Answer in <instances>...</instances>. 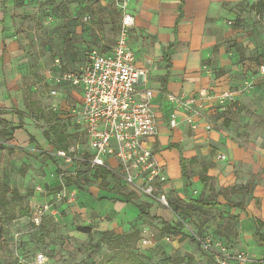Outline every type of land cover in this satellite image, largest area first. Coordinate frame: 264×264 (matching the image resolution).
<instances>
[{
	"label": "rangeland",
	"instance_id": "rangeland-1",
	"mask_svg": "<svg viewBox=\"0 0 264 264\" xmlns=\"http://www.w3.org/2000/svg\"><path fill=\"white\" fill-rule=\"evenodd\" d=\"M244 1L237 11L228 9L232 16L221 19L207 62L216 85L204 88L206 100L197 107L196 118L212 128L193 129L181 114L179 126L169 130L184 154L198 159L190 167L189 195L184 183L176 188L172 180L171 215L156 218L149 211L155 204L133 196L151 214L129 231H139L129 245L147 264H213L200 244L206 234L233 253L264 259V243L244 233L240 220L241 212L249 210L255 222L264 224V75L259 72L264 64V9ZM133 9L131 0H0V53L5 50L0 58V195L8 186L26 197L6 194L13 200L7 212H0V264H31L40 252L52 264H98L114 254L106 244L96 249L101 236L96 228L114 220L111 201L131 191L116 177L99 179L88 166L57 156L50 130L53 116L76 134L72 145L77 151H88L85 132L69 112L82 94L65 86L52 97L47 79L56 57L66 70H77L90 49L114 46L124 17ZM129 40L138 53L153 52L155 38L146 27L134 25ZM10 86L18 88L21 102L12 99ZM20 124L24 132L16 137L14 126ZM67 177L76 182L69 190ZM198 177L208 180L202 183ZM197 199L213 207H198L193 202ZM45 206L49 209L36 222ZM24 207L30 216H20ZM258 229L264 234V225ZM144 238H153V244L144 246Z\"/></svg>",
	"mask_w": 264,
	"mask_h": 264
},
{
	"label": "built area",
	"instance_id": "built-area-1",
	"mask_svg": "<svg viewBox=\"0 0 264 264\" xmlns=\"http://www.w3.org/2000/svg\"><path fill=\"white\" fill-rule=\"evenodd\" d=\"M89 16L85 18L88 20ZM231 23V22H230ZM132 15H126L116 44L109 52L92 48L87 52L86 63L77 70H66L60 57H56L47 79L49 95L58 97L60 87L70 86L81 91L79 105L70 108L74 121L82 126L88 151L79 153L76 145L68 150H57L64 162L86 165L90 169L106 168L125 186L171 208L168 194L163 186L169 177L166 166L150 146L160 131V121L153 107L155 90H140L147 71L136 64L135 52L129 44V31L134 26ZM264 75V64L259 68ZM174 104L168 125L177 128L181 114L193 129L201 126L196 118L197 107L206 100V90L193 95L168 94ZM57 111V106L53 108ZM205 130L212 127L204 124ZM226 159V155H220ZM39 191H44L42 187ZM49 209L39 210L36 222ZM167 240H171L170 236ZM144 246H151L153 238H144ZM202 250L212 258L214 264H252L244 253H233L210 236L200 239ZM264 264V259L258 260ZM31 264H52L43 252L36 255Z\"/></svg>",
	"mask_w": 264,
	"mask_h": 264
},
{
	"label": "crops",
	"instance_id": "crops-1",
	"mask_svg": "<svg viewBox=\"0 0 264 264\" xmlns=\"http://www.w3.org/2000/svg\"><path fill=\"white\" fill-rule=\"evenodd\" d=\"M131 1L134 8L132 11V16L135 20L134 25L136 27H146L148 35L155 38V44L152 46L153 52L146 50L138 53L130 40L129 44L135 52L137 66L147 71V78L145 82L139 85V89L155 90L152 103L160 121V131L158 136L151 140L150 146L157 153L160 161L166 166L169 181L163 186V190L169 196L170 187L168 184L172 180H175V183L172 184L176 188H182L180 186L184 182L180 166V153L177 149L168 148L169 143L173 142L171 138L173 134L169 131L171 128L168 125V119L174 108V104L168 100V94L193 95L206 86L216 85L207 62L212 58V46L217 41L220 21L224 16L231 15V13H228V9L237 11L240 1L244 0ZM254 1L245 0L244 3L253 4ZM112 47L107 50H100L109 52ZM4 55L5 50L0 53V58L3 59ZM169 65L171 66L170 69H168ZM167 74L170 77L166 85L167 91H164L165 86L161 78ZM10 89L12 99L18 103L21 102V98L17 94L19 92L17 91L18 88L10 86ZM201 128L205 129L204 124H201ZM19 131L21 133L22 131L24 132V128L15 130L16 137H20ZM186 157L189 158L188 156ZM88 169L95 175L96 170ZM170 169H172L173 175L170 174ZM98 178L102 179L103 177ZM198 181H201V177L200 180L198 177ZM71 187L69 186L65 190L72 189ZM128 189L135 193L136 196L144 197L130 188ZM146 200H148V203L155 204L149 210L153 216L168 217L171 215L169 209L162 207L151 199L146 198ZM114 201H111V212L114 214V220L110 223L108 221L101 222L96 229L101 232L112 230L118 234L129 233L132 225L136 221L139 222L140 218L144 216L140 215L139 208L133 203ZM88 209L94 210V208ZM240 220L245 229L243 232L255 236V229L258 228L256 223L258 221L255 222L253 214L249 210L243 211L241 212ZM246 223L247 228H245Z\"/></svg>",
	"mask_w": 264,
	"mask_h": 264
},
{
	"label": "trees",
	"instance_id": "trees-1",
	"mask_svg": "<svg viewBox=\"0 0 264 264\" xmlns=\"http://www.w3.org/2000/svg\"><path fill=\"white\" fill-rule=\"evenodd\" d=\"M6 0L3 1V3ZM251 7L255 10H262L264 9V0H256L253 2V4H250ZM166 56V55H165ZM170 65L168 66V69H170ZM170 75L167 74L166 76L161 78V81L163 83L164 87V91H167L166 89V85L168 83ZM30 104L32 105H36L35 102L30 101ZM54 118L52 119V125L50 127L51 130V134L54 137V144L57 150H68L72 144L77 140V136L76 134L70 132L67 130V124L65 122H63L60 118H58L57 116H53ZM19 128H23L22 124H20L18 127H15L14 129H19ZM1 147V146H0ZM169 149H177L180 153V166H181V172H182V179L184 182V191H185V195L188 196L189 193L187 191V187L190 183V179H191V171H190V167L194 164L197 163L198 159L197 157H192V158H187L180 145L178 143H174V142H170L168 145ZM96 170L95 172V176L96 177H104L107 178L108 176L111 177H115L114 174L107 170L106 168H97V169H93ZM204 172H208V167H204L203 168ZM208 180V178L206 177H202L201 181L202 182H206ZM76 182L72 180V178L67 177L65 179V185L66 186H71V185H75ZM59 189H62V186H60ZM8 192H12L13 193V198L17 197L19 200H24L26 197L19 194L18 191L16 190H11L8 186H5L4 190L2 191V194L0 195V212H7L10 205L12 204V200L13 198L9 199L6 194ZM133 196H136L135 193L130 192L124 196H122V198L120 200L117 199V201H123V202H127V203H133L136 207L139 208L140 210V215L141 216H151V214L149 213V211H147V204H143V203H136L133 200ZM198 207H206L205 205H210L209 202H207V200L204 199H197L193 201ZM209 207H213V205H210ZM20 216L21 217H28L30 216V210L28 209V207H24L20 209ZM154 218H156V216H153ZM259 225H264L263 222L259 221L258 222ZM85 232H87L89 235L91 233V231L89 229H85ZM137 234V239L138 236H140L139 231H134L132 233H122V234H118L115 233L113 231H104L101 232V236L99 241L96 243L95 247L96 249H99L101 247V244H106L108 246H111L115 249V252L113 255H111L108 259L106 260H102L100 261L98 264H147L145 261V258L143 255L140 254V252H136L131 250L129 242L132 240L133 236L136 237ZM255 236L258 239V241L264 243V234H262L260 232V230L257 228L255 229ZM203 251V250H202ZM204 252V251H203ZM44 253V252H43ZM204 254H206L204 252ZM207 255V254H206ZM209 259L212 260V258L207 255ZM168 262H173L174 260H172V258H168L167 259ZM259 261H256L252 264H259ZM174 264V263H172ZM214 264V263H213Z\"/></svg>",
	"mask_w": 264,
	"mask_h": 264
}]
</instances>
